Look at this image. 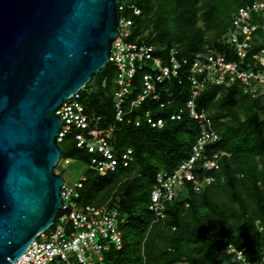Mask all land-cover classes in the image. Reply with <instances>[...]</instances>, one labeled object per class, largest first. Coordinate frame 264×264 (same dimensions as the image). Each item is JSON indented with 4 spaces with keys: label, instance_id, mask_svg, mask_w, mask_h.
I'll return each instance as SVG.
<instances>
[{
    "label": "trees",
    "instance_id": "1",
    "mask_svg": "<svg viewBox=\"0 0 264 264\" xmlns=\"http://www.w3.org/2000/svg\"><path fill=\"white\" fill-rule=\"evenodd\" d=\"M251 1L128 0L126 6L134 3L142 12L136 16L125 7L121 14L134 20L128 40L174 44L180 49V57H192L209 46L223 50L225 45L220 38L227 31L233 12ZM115 76L114 65L107 63L88 83L98 77L93 90L83 93L92 127L106 134L113 127L115 147H131L134 151L133 163L115 173L101 176L86 170L82 201L94 205L109 203L125 218L121 225L123 246L110 252V263L242 264L228 253L229 244L244 249L250 260L257 259L264 246V229H259V225L264 226V93L252 98L239 83L209 86L203 91L197 99L198 108L210 114L221 137L207 149V155L214 150L226 154L219 169L197 174L214 176V184L202 193L190 191L168 203L166 217L155 221L149 204L156 174L162 169H174L188 157L200 128L188 113L179 121H171L168 111L159 110H155L156 114L166 118L162 127L117 122ZM181 76V83L173 80L165 84L177 106H183L190 94L187 70ZM135 84L140 88L139 75ZM150 104L144 103L138 112ZM62 143L69 151L62 150L61 158L82 164L89 161V155L76 146L72 136ZM258 157L263 161L260 170ZM127 225L131 230L124 235Z\"/></svg>",
    "mask_w": 264,
    "mask_h": 264
},
{
    "label": "built area",
    "instance_id": "2",
    "mask_svg": "<svg viewBox=\"0 0 264 264\" xmlns=\"http://www.w3.org/2000/svg\"><path fill=\"white\" fill-rule=\"evenodd\" d=\"M119 10V31L109 56V62L116 69L115 120L134 123L137 127L158 128L166 122L164 116L156 114L159 110L168 111L167 118L171 121H179L188 113L200 128L188 157L174 169H162L156 174L149 209L155 221H159L166 217L168 203L190 191L202 193L214 184V176L197 174L219 169L226 154L214 150L207 155V149L221 137L210 114L198 108V97L209 86L235 83L251 95L264 91V0H253L236 8L227 31L220 38L225 45L223 50L209 46L192 57H180V49L174 44L128 40L133 20L121 14L125 10L121 2ZM183 70H187L190 94L183 106H177L165 84L173 80L181 83ZM137 75L140 88L135 84ZM82 90L65 100L56 112L62 119L57 141L62 143L72 136L76 146L89 155L86 170L101 176L129 167L134 161L133 149L115 147L111 137L113 127L108 134L92 127ZM146 102L151 104L138 112ZM66 162L74 161L68 158ZM86 170L72 185L64 180L63 203L55 223L40 233L14 264H111L110 252L123 246L121 225L125 218L109 203L94 205L82 201ZM259 229L262 231L264 227L259 225ZM227 251L242 264H264V246L255 260H250L244 249L232 244L227 246Z\"/></svg>",
    "mask_w": 264,
    "mask_h": 264
},
{
    "label": "water",
    "instance_id": "3",
    "mask_svg": "<svg viewBox=\"0 0 264 264\" xmlns=\"http://www.w3.org/2000/svg\"><path fill=\"white\" fill-rule=\"evenodd\" d=\"M119 0H0V264L56 221V112L109 63Z\"/></svg>",
    "mask_w": 264,
    "mask_h": 264
},
{
    "label": "rangeland",
    "instance_id": "4",
    "mask_svg": "<svg viewBox=\"0 0 264 264\" xmlns=\"http://www.w3.org/2000/svg\"><path fill=\"white\" fill-rule=\"evenodd\" d=\"M122 4L128 2V0H119ZM125 5V4H124ZM126 10H132L131 12L133 13V15H140L141 14V9L136 6L134 3L133 4H127V6L125 5ZM123 13V12H122ZM134 21V20H133ZM201 22V21H200ZM203 23V22H201ZM146 32H149V30H147ZM103 70V69H102ZM101 70V71H102ZM99 71V73L101 72ZM98 73V74H99ZM96 74V75H98ZM95 75V76H96ZM98 77H95V79L92 81V83L90 85H88L87 87H84L82 92L85 94V93H90L92 90H93V87L96 86L95 82H96V79ZM95 84V85H94ZM264 93V91H262ZM252 98H255L257 96L255 95H251L249 94ZM218 98V97H217ZM216 106H218V104H216ZM253 110H256V108H254ZM252 110V111H253ZM263 113V111H261ZM60 146L62 148V150H64V152L66 151H69V149L67 148V145L66 143H60ZM257 168L260 170L263 168V161H262V158L261 157H258L257 158ZM86 170V165L85 164H82V163H79V162H66V158H61L60 161L58 162L57 166L55 167V171L58 172V173H61L63 174L64 176V180L67 184H74L76 183L79 178L82 176V174L85 172ZM124 190V189H123ZM122 191V190H121ZM99 196L101 195V192L98 193ZM102 195H103V192H102ZM116 195V196H115ZM115 197H118V195L115 193L114 194ZM262 227H264L263 225H260ZM127 230H131V227L130 225H127L126 227H124V235L126 234ZM260 231V230H259ZM177 264H186L185 262H179Z\"/></svg>",
    "mask_w": 264,
    "mask_h": 264
}]
</instances>
